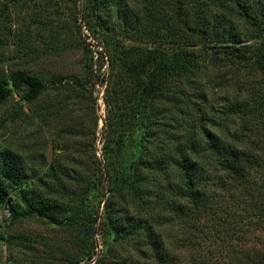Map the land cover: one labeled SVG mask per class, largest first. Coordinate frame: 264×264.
<instances>
[{
    "label": "rangeland",
    "instance_id": "1",
    "mask_svg": "<svg viewBox=\"0 0 264 264\" xmlns=\"http://www.w3.org/2000/svg\"><path fill=\"white\" fill-rule=\"evenodd\" d=\"M36 1L23 8L12 0H0V77L19 69L47 84L32 103L24 102L19 90L0 107V157L11 158L23 174L20 186L7 189L9 201L0 203V264H75L78 260L79 264H95L102 256L104 262L96 264H264V114L252 111L221 118L220 112L214 114L233 98L251 105L264 94V73L242 64L212 66L207 60L204 72L192 78V86L209 92L207 110L215 121L211 129L220 126L225 132L242 131L251 143L254 158L249 178L237 184L236 177L222 174L221 200L215 201L210 212H196L187 206L183 220H177V212L165 210L161 201L157 203L151 191L149 197L154 199L144 211L152 226L151 245H141V236L135 238L132 233L119 240V233L126 228L123 221L134 212L133 206L118 199L116 191L123 185L121 180L130 177L140 153L136 151L139 121L133 115L137 99L123 91L119 100L107 103L109 62L99 52L104 47L115 51L121 42L123 54L116 63L134 86L145 79L148 66L139 69L138 57L148 49L167 50L169 44L162 34L125 36L126 19L148 1L157 3L160 15L176 13L168 0H124L126 5L111 15L92 13L86 0L88 17L75 20L77 11L85 9L83 0H55L54 7L45 0ZM225 1L219 6L214 5L217 0H189L186 9L190 16L202 9L203 16L211 19L232 18L233 6L229 5L244 0ZM246 2L253 13L264 4V0ZM248 29L243 28L242 33L248 35ZM22 36L34 49L32 56L22 55ZM246 40L241 44H251L248 51L259 42ZM92 56L97 60L94 68H100L104 80L82 91L71 85V79L88 78L85 64ZM56 77H61L62 83L52 84ZM174 80L177 78H173L172 87L177 85ZM249 87L252 93L245 92ZM156 102L148 101L145 113L158 106L164 124L156 136L175 147L176 104ZM105 120L110 122L106 126ZM175 186L168 199L172 197L177 207ZM23 195L54 203L60 211L68 210L77 199V211H69L77 222L58 225L34 214L13 218V209L27 211ZM88 213L97 215L96 222L89 221ZM111 218L117 222L111 223ZM6 237L12 239L6 241Z\"/></svg>",
    "mask_w": 264,
    "mask_h": 264
},
{
    "label": "trees",
    "instance_id": "2",
    "mask_svg": "<svg viewBox=\"0 0 264 264\" xmlns=\"http://www.w3.org/2000/svg\"><path fill=\"white\" fill-rule=\"evenodd\" d=\"M13 4L20 3L21 7L28 8V4L34 6L36 0H12ZM214 5H223L225 0H217ZM54 7L55 0H45ZM84 10L80 8L74 15V19L85 20L86 0ZM171 8L176 14L169 15L159 13L157 3L145 2L136 10H130L131 15L126 19L129 27L125 36H143L149 34L157 36L162 34L167 37L169 44L167 50L148 49L138 57L140 67L148 63L145 79L140 80L134 86L126 79L127 72L118 68L116 62L122 57L123 44L116 45L115 51L104 47L99 54L109 62V73L105 86V98L107 103L119 100L123 91L136 98V106H133V115L139 121L138 140L139 156L133 163L131 175L128 179H122L116 191L118 199L123 204L133 206L134 212L130 218L123 221L126 226L124 232L119 233V240L128 237L132 233L135 238L141 239V245H151L152 226L144 217V211L156 196V201L162 202L163 207L177 212V220L187 217L186 207L194 211L206 212L211 210L215 201L221 200L225 183L221 180L223 175L236 177L237 184L246 181L250 174L253 163V150L249 140L243 132H230L218 126V129H211L214 126L212 116L221 117L240 114L241 116L252 111L264 114V94L258 95L257 99L241 104L238 99L233 98L222 106V110H216L210 115L207 110L209 92L193 84V76L196 73H203L205 62L212 66L227 67L230 65H248L252 69L264 73V4H261L253 13L250 5L244 1H235L229 6L232 7L231 17L220 16L216 19L203 16L202 9L192 16L189 15L187 5L189 0H168ZM89 11L100 13L112 11L117 12L126 5L124 0H87ZM83 5V4H82ZM2 11L8 10L4 5ZM207 8V7H206ZM205 8V9H206ZM204 9V10H205ZM98 14V13H97ZM34 21V17H32ZM241 25V28L240 26ZM249 26V34L242 33L243 28ZM176 29V34L174 33ZM176 36L175 37L173 36ZM24 38L25 40H22ZM19 39L22 55H31L34 49L27 45L26 38ZM243 39L248 42L251 39H258L256 46L248 51L251 44H241ZM176 45L173 47V43ZM170 45L172 47H170ZM131 49V48H130ZM32 56V55H31ZM117 59V60H116ZM85 70H88V78L81 80L71 79V85L79 90H86L94 87L96 82H103L104 76L100 75V68H94L97 60L93 59ZM116 60V61H115ZM151 64V65H150ZM177 78L176 86L172 87L173 78ZM62 83L61 77L52 81ZM47 84L32 74L21 70H15L7 76L0 77V107L9 99L14 91H22V100L32 103L45 91ZM245 92H251L250 87ZM245 93V94H246ZM176 96V98L174 97ZM241 96V95H236ZM168 101L176 104L177 112V145L169 146L158 139V129L163 126L161 119L162 112L158 106L155 110L146 115L145 107L148 101ZM262 101V102H260ZM156 102V104H157ZM160 106V104H159ZM213 109V108H211ZM216 120V119H215ZM107 123L105 120V126ZM171 133H168V137ZM167 138V137H166ZM166 138H164L166 140ZM163 139V140H164ZM137 142V143H138ZM153 142H157L155 147ZM174 150V153L172 151ZM154 151L156 154H154ZM160 155H164L162 159ZM108 174V171H106ZM173 177L174 180L171 178ZM111 180V179H110ZM23 174L21 167L9 157H0V203L8 202L7 189L18 187L22 184ZM112 182V180H111ZM176 185V186H175ZM177 188V207L173 204L171 194L173 187ZM240 186V185H237ZM87 188L90 189L88 186ZM154 192V197H149V192ZM24 196V195H23ZM166 198V199H165ZM148 199L150 202L148 203ZM27 211L12 210L13 218L20 215L34 214L45 218L58 225H73L77 220L71 213L77 211L79 203L74 199L68 210H58L56 205L47 200H30L23 197ZM91 223L96 222L97 215L88 213ZM123 218V217H122ZM111 223L117 222L111 218ZM12 238L6 237V241ZM28 239L24 238V241ZM154 247V245H152ZM141 247V246H140ZM138 247V248H140ZM141 250V249H140ZM162 252V247H158ZM109 250H107L108 252ZM165 253V252H163ZM91 258L90 252H87ZM102 256L95 260H105ZM75 264H79V260Z\"/></svg>",
    "mask_w": 264,
    "mask_h": 264
}]
</instances>
